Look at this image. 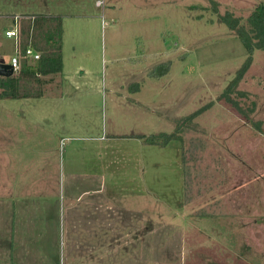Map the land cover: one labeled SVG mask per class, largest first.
Masks as SVG:
<instances>
[{
    "label": "rangeland",
    "instance_id": "374dc122",
    "mask_svg": "<svg viewBox=\"0 0 264 264\" xmlns=\"http://www.w3.org/2000/svg\"><path fill=\"white\" fill-rule=\"evenodd\" d=\"M55 1L0 0V62L8 65L15 53L14 41L4 36L11 19L22 18L20 29L28 30L25 17L47 10L64 16L59 17L64 57L87 71L64 81L57 95L62 99L56 102L57 90L45 86L39 89L38 97L0 101V126L13 130L1 133L0 142L6 150L1 152L0 162L16 157V167L26 165L33 172L39 171L40 163L46 160L56 163L50 194L40 200L46 206L44 212H49L43 215V226L40 221L36 224L38 231L34 233L39 239L46 232L50 243L57 242L56 247L52 243L45 248L48 257L45 249L33 248L29 264L73 262L76 243L88 241L93 218L102 227L109 226L107 232L110 228L113 233L132 232L128 264H264L262 52L253 53L252 64L237 87V92L244 95L231 96L244 114L218 99L247 57L220 16L230 12L245 25L250 13L264 0H214L219 4L218 13L211 10L209 0H139L134 6L132 1L120 0L121 10L110 14L95 9L94 0H65L61 6ZM82 12L96 13L98 18L81 17ZM166 66L164 75L148 76L150 71ZM19 73L21 83L26 77L25 72ZM102 81L106 82L104 93L100 89ZM129 86L134 88L127 90ZM35 91L31 87L30 94ZM49 91L53 92L50 97L45 95ZM207 105L209 108L185 127L182 142L171 141L161 148L128 138L133 134H170L177 121ZM56 110L67 117L54 119L51 126H66L64 136L74 137L75 142L60 143L50 135L52 131L40 133V125L29 127L21 116L10 114ZM24 127L33 134L22 132ZM103 129L107 136L119 138L107 143L106 158L102 157V162L113 163L114 195L106 197V204H113L110 210L99 214L94 207L75 201L85 196L88 203L91 200L87 195L66 193L68 186L62 181L65 172L63 169L60 175L59 170L64 161L62 145L66 150L74 144L80 149L91 148V153L100 150L104 141L98 139ZM8 138L12 141L9 144ZM10 144L16 147L12 151L7 149ZM25 147L30 151L26 152ZM180 151L189 168L187 180L193 184L190 195H183ZM79 156L82 154L76 153L75 158ZM23 168L17 175L20 182ZM200 173L204 176L201 181ZM198 183L211 185L213 192L221 187L218 191L222 195H204L202 188L201 195H197ZM6 192L2 185L1 195ZM16 259L25 263L24 256Z\"/></svg>",
    "mask_w": 264,
    "mask_h": 264
},
{
    "label": "crops",
    "instance_id": "0c3cea01",
    "mask_svg": "<svg viewBox=\"0 0 264 264\" xmlns=\"http://www.w3.org/2000/svg\"><path fill=\"white\" fill-rule=\"evenodd\" d=\"M52 1V0H50ZM65 0H57L55 1L61 6V3L63 5ZM118 1L120 0H101L102 5L98 6L97 2H100V0H94V8L95 9H102V13L104 14L105 11H108L109 14L114 12L115 10H121V3ZM122 1H132L133 6L136 4V2H140L139 0H122ZM49 2V1H48ZM119 3V4H118ZM45 4V3H44ZM46 7V6H45ZM118 8V9H117ZM81 17L85 18H98L97 14H86V13H79ZM59 17H64L62 14H59L58 12L50 13L47 10H42L41 13H30V16L25 17L26 20L29 21V28L28 30L20 29V21L22 18L20 17H14L12 18V24L9 25L6 29L14 28L19 32L20 35V43L21 45H27L28 42H30L33 46V48L38 51L41 56L43 55V51L46 48L45 44L43 43L45 36L50 32L53 33L54 27L57 26V24H61ZM61 30H62V24H61ZM5 29V30H6ZM49 33V34H50ZM6 38V37H5ZM11 40V39H9ZM64 33L63 36L61 34V42H60V53L62 58V71L59 75H57V78L54 79V77H51L52 80L49 78L43 79L44 83L43 86L47 87L48 89L55 88L57 90L56 96L59 94V91L62 90L64 86V81H67L71 75L75 76L80 71V74L84 72L85 74L87 71H81L82 67L80 65H74L73 59H67L64 57ZM70 60V64L68 65ZM23 64L21 63V68H28L33 69L35 71V65L36 62L31 61L29 59H22ZM21 61V62H22ZM76 62V61H75ZM30 63V64H29ZM71 63L73 65H71ZM28 65H34L31 67H27ZM76 66V68L73 67ZM19 73V72H18ZM72 78V77H71ZM69 79L68 81H70ZM31 82V81H30ZM74 83V82H73ZM31 84L34 89L38 88V85L36 82H31L29 84V87H31ZM76 87L77 84L74 83ZM106 87V82L103 81L100 83V89L104 93ZM130 87V86H129ZM129 87L127 90H129ZM53 92L49 91L45 93V95L49 96ZM50 97V96H49ZM57 96L55 100L58 101L59 99H62V95ZM31 98V97H29ZM28 98V99H29ZM9 99V98H4ZM1 99L0 101L4 100ZM35 100L37 98H34ZM50 99V98H49ZM10 100H17V99H10ZM27 100V99H26ZM53 100V101H54ZM31 101V100H30ZM34 100H32L30 103H33ZM50 103V101H48ZM10 111L12 110L10 107H7ZM8 109H5L8 111ZM15 111V110H12ZM41 113L31 112V113H22L21 115L18 113H10L13 114V116L17 118H21L24 123L30 125L29 127L40 125L41 132H49L53 137H56V139H60V143L66 142H75L74 137H66L64 136V131L66 130L65 127H54L51 126L52 121L54 119H62L63 117H67L63 111L56 110L52 113H45L42 111ZM24 115V117H23ZM6 117L8 115H5ZM42 125L45 126V128H42ZM48 128V129H46ZM3 129V130H2ZM8 130H5L0 126V138L1 133L9 134L13 131L10 130V128H7ZM38 131L37 129L35 130ZM7 132V133H6ZM22 132L26 134H33V131L31 129L23 128ZM103 132V135L99 137V141H104L100 143V150H93L91 153V148L89 147H80L76 144L70 145L67 150L64 149L66 145L63 146L64 153L62 155V162L63 166L60 167L59 174L61 175V172L64 169L65 172V180L63 181V184L66 183L68 186L66 193L71 195H87L90 198V202L87 203L86 197L82 198H75V201H79V204H82L83 206L94 207L95 212H98L101 214V210H110V207L113 205L106 204V197L109 195H114V187H113V178H114V168L113 163L110 161L108 164L102 162L104 158H106V155L104 156V153L107 150V143L112 142L113 138H119V136L116 135H109L107 136L104 133V129L101 130V133ZM38 133V132H37ZM39 135V134H38ZM11 136V135H9ZM140 135H131L128 136V138H133L141 141V143L145 146L144 142L137 137ZM124 136H121L122 138ZM127 137V136H125ZM2 141V140H0ZM11 139L8 138V144L11 143ZM44 142L47 143L48 139L45 138ZM169 145V144H168ZM167 145V146H168ZM27 146V145H26ZM150 146V145H146ZM166 146V147H167ZM47 147V146H46ZM160 147V146H156ZM16 147L13 144H10L7 148L9 151L14 150ZM162 148V147H161ZM165 148V147H163ZM26 152H29L30 150L25 147ZM110 149V148H109ZM6 150V146L2 145V142H0V154L2 151ZM209 150V149H208ZM76 153L82 154V156H79V159H76ZM87 154L85 158L83 157V154ZM46 155V153H44ZM206 154V153H205ZM203 154V155H205ZM75 155V156H74ZM92 156L100 157V159H92ZM104 156V158H102ZM181 156V165H182V174H183V195H190L191 194V188H193V184L190 180H187V170L189 168L186 167V163L182 160V154L180 151ZM202 158V156H201ZM200 158V159H201ZM67 159V160H66ZM203 160V159H202ZM16 157L12 161L9 162H0V190L2 189V185L4 187V190L7 192L5 195H1L0 193V264H22L20 262H15L14 258H18L20 260V257H25V263L23 264H29V260L32 259L33 256V248H39V249H48L55 244V242L50 243L48 241L49 234L45 232L44 234H41V238L37 239L38 236L34 235L35 232L38 231V226L36 224H39L41 222L42 225V219L43 215L47 214L48 211L44 212L46 209V206L43 205L41 199H43L45 196L50 194V188L49 186L54 182L53 177L56 174V166H53V164H56L55 162L50 161H44L40 164L42 166L39 167V171L33 172L30 169L27 170L28 166H21L16 167ZM86 161L90 163V165H87ZM102 162V163H101ZM24 167L23 171V180L20 182L18 180L17 175L19 174L20 170ZM106 168H109L106 170ZM189 171V175H190ZM117 174V173H116ZM200 181L204 178L202 174L199 175ZM12 181H15L17 184L12 185ZM189 181V183H188ZM5 183V184H4ZM11 183V184H8ZM188 184V186L186 185ZM18 185V186H17ZM14 186V187H12ZM17 186V187H16ZM187 186V187H186ZM211 185H200L198 183V193L200 194V189L202 188L204 195H222L221 192L218 190H221V187L217 189L216 192L212 191ZM61 187V182L59 179V188ZM18 189V191L15 190ZM24 192V195L17 196L14 193ZM15 191V192H14ZM61 192V188L59 190ZM190 193V194H189ZM44 196V197H43ZM110 201V200H109ZM40 216V217H39ZM101 216V215H100ZM102 216H105L104 214ZM40 221V222H39ZM109 221V220H108ZM107 221V222H108ZM90 228V237L88 236V241H84L85 243H76L77 248L76 252H74L71 259H73V262L66 264H128V261L130 260V243L129 241H132L134 238V235H132L131 232V239H129L130 235L129 232L126 231L125 234H122V232L115 231L112 232V228L109 229L110 232H107L105 225L102 227L100 225V222L97 218H93L91 221ZM109 223V222H108ZM113 227V224H112ZM44 227H40V231L43 230ZM108 233H111L108 235ZM135 233V232H133ZM57 243V242H56ZM56 247V244H55ZM45 253L48 257V252ZM119 254V257H116V254ZM17 260V259H16ZM17 260V261H18ZM48 261V259H45ZM14 261V262H13Z\"/></svg>",
    "mask_w": 264,
    "mask_h": 264
},
{
    "label": "trees",
    "instance_id": "16d2710c",
    "mask_svg": "<svg viewBox=\"0 0 264 264\" xmlns=\"http://www.w3.org/2000/svg\"><path fill=\"white\" fill-rule=\"evenodd\" d=\"M209 2L211 4V10H213L214 13H218L219 4L214 0H209ZM220 20L229 28V30L235 33L240 43L242 44L247 57L237 71L235 78L218 99L225 101L238 113H241L243 115L244 113L239 104L234 101L231 96L233 94L242 96L244 95L243 93L237 92V87L252 64V55L255 51H260L264 54V4L261 3L254 8V10L247 17L245 25L241 24L240 18L234 17V15L230 12H225L223 15H221ZM59 26L60 23L54 27L55 29L53 33L49 32L50 34L48 33L45 36L43 43L45 44L46 48L44 49L43 55L41 56L39 61L36 62L35 71L28 68H23L21 70V72H25L24 78L26 77V79H24L20 83V73L9 74L8 71V75L0 76V100L4 98L18 99L29 98L31 96L38 97L39 89L43 86L44 83L42 78L50 77V79L52 80L51 77H54L61 73L62 58L59 51L61 27ZM53 48H56L57 53L54 52ZM164 68L162 70L161 68L154 69L148 73V76L153 78L160 77L165 74L168 66ZM30 81L32 83L36 82L38 85V88H36L37 91H35L32 95L30 93L31 87L33 86L31 84V87H29V84L31 83ZM135 86V89L138 91L139 86H137V84ZM130 88L134 87L130 86L129 90ZM208 108L209 105L177 121L174 132L170 134L159 133L149 136L140 135L137 138L142 140L146 145L160 147H166L171 143V141L182 142V134L184 133V131H187L185 127L191 124L193 119H195L200 113ZM186 185L188 186V184Z\"/></svg>",
    "mask_w": 264,
    "mask_h": 264
},
{
    "label": "built area",
    "instance_id": "2783aa9c",
    "mask_svg": "<svg viewBox=\"0 0 264 264\" xmlns=\"http://www.w3.org/2000/svg\"><path fill=\"white\" fill-rule=\"evenodd\" d=\"M98 6H101V2H97ZM4 36L7 39L14 41V55L10 58L8 65L12 69L13 73H18L21 68L22 59H29L37 62L41 58V54L36 51L30 42L27 45H21L20 35L16 27L5 30Z\"/></svg>",
    "mask_w": 264,
    "mask_h": 264
},
{
    "label": "water",
    "instance_id": "95a60500",
    "mask_svg": "<svg viewBox=\"0 0 264 264\" xmlns=\"http://www.w3.org/2000/svg\"><path fill=\"white\" fill-rule=\"evenodd\" d=\"M7 71L9 72V74H12L13 73V71L10 68L9 65H6L5 63L0 62V76H6V75H8L7 74Z\"/></svg>",
    "mask_w": 264,
    "mask_h": 264
}]
</instances>
